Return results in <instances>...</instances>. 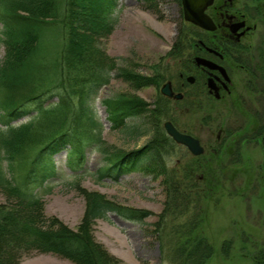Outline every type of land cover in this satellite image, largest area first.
Here are the masks:
<instances>
[{"label": "trees", "instance_id": "trees-1", "mask_svg": "<svg viewBox=\"0 0 264 264\" xmlns=\"http://www.w3.org/2000/svg\"><path fill=\"white\" fill-rule=\"evenodd\" d=\"M141 1L152 9L156 2ZM176 1L182 7L181 0ZM117 5L118 0H0V42L5 47L0 65V121L6 123V129L0 128V195L4 197L0 202V264H19L22 252L53 254L74 264H119L96 241L95 222L107 220L112 212L142 223L151 214L82 188L81 182L74 179L66 180V185L86 201L77 231L45 215L44 197L53 189L48 180L59 176L54 156L66 151L68 168L77 171L88 149H98L101 133L94 102L113 74L116 72V79L135 90L150 86L159 93L167 80L159 66L152 67L153 75L119 68L114 58L98 48L99 37L112 32L111 16ZM56 29L61 32L60 49L56 47L59 52L56 50L52 56L45 41ZM188 30L191 36L197 33ZM185 42L182 36L172 48L174 60L188 56L182 45ZM193 42L191 39L190 44ZM159 95L154 109H148L149 104L136 96L104 101L113 131L125 130L130 117L148 114L145 116L155 133L147 145L129 153L102 149L109 165L100 170V179L111 177L117 182L121 176L140 169L153 170L157 176L169 173L166 155L181 148L164 128L163 117L171 101ZM27 117L26 123L11 124ZM192 158L195 165L204 166L202 157ZM179 164L184 174L174 169L172 179H166L168 199L160 217L162 225L188 212L193 200L202 196L192 181L194 165ZM189 225L180 226L182 241L173 264H206L214 255V246L195 234L198 225L190 237L183 234Z\"/></svg>", "mask_w": 264, "mask_h": 264}, {"label": "rangeland", "instance_id": "rangeland-1", "mask_svg": "<svg viewBox=\"0 0 264 264\" xmlns=\"http://www.w3.org/2000/svg\"><path fill=\"white\" fill-rule=\"evenodd\" d=\"M155 1L152 9L141 0H118L111 16L112 32L99 37L97 46L114 58L119 68L153 75L152 67L159 66L167 78L164 84L171 80L176 89H180V73L187 77L191 72L182 69L185 65L174 60L170 53L183 36L185 53L191 57V32L183 23L182 9L176 0ZM245 1L248 2H240L241 9L250 6L247 11L253 21L258 15L257 8L260 10L257 31L246 41L252 45L253 66L257 67L254 76L239 73L231 95L221 101L202 97L203 100L169 102V111L163 117L164 123L177 124L200 140L205 148L204 166L195 165L187 151L177 149L166 155L167 175L157 176L153 170L140 169L121 176L117 182L111 177L99 178L100 170L109 165L102 149L129 153L147 145L155 133L148 114L130 117L123 131L111 129L105 100L136 96L149 104L148 109H154L160 99L157 88L135 90L116 79L115 72L110 84L100 90L94 102L101 133L96 143L98 149H94L95 146L88 149L85 162L77 171L68 168L66 151L53 158L59 176L48 180L53 188L52 193L44 197L48 218L56 217L77 231L85 214L86 201L78 191L66 185V180L76 179L82 188L100 192L120 205L151 213L142 223L125 220L112 212L107 220L95 222L96 241L119 264H173L182 241L180 226L185 223L191 226L183 234L190 237L192 229L198 225L195 234L214 246V255L206 264H264V22H261L264 0ZM47 39L45 45L46 42L50 45L48 50L53 56L55 48L60 49V29ZM188 56L183 57V62ZM4 57L5 47L0 42V65ZM184 89L193 96L198 92L188 83ZM32 109L35 113V107ZM28 121L29 117L11 124ZM0 128L6 129V123L0 121ZM179 163L194 165L192 181L198 185L202 196L193 200L188 212L177 214L162 225L160 217L168 199L166 179H172L174 169L184 174ZM69 176L76 177L69 179ZM3 199L0 195V202H4ZM19 264L74 263L53 254L22 252Z\"/></svg>", "mask_w": 264, "mask_h": 264}, {"label": "flooded vegetation", "instance_id": "flooded-vegetation-1", "mask_svg": "<svg viewBox=\"0 0 264 264\" xmlns=\"http://www.w3.org/2000/svg\"><path fill=\"white\" fill-rule=\"evenodd\" d=\"M241 1L214 0L212 6L206 10V14L216 26L214 31H208L187 22L184 18L183 7H180L182 9L183 23L189 29L197 31L196 35L191 38L194 39V42L190 45L193 55L189 56V61L183 62L182 59L179 60L180 64L185 65L182 69L191 72V75L185 77L183 72L180 73V89H176L174 81H168L171 84L173 97H168L161 93L162 85L160 93L164 98L175 103H181L185 100H203L204 98L202 97H205L208 101L211 99L221 101L226 95H231L232 89L236 85L235 78L239 73H247L250 76H254L257 67L253 66L252 45L246 41L257 31L260 10L257 8L258 15L256 20L253 21L247 11V9L250 10V6L246 7L247 9H241ZM243 1L245 3L248 2ZM261 16L263 17V21H261L263 23L264 11L261 12ZM198 58L210 62L211 65L199 64ZM189 78H192L193 81H189ZM185 82L198 89L196 95L187 94L184 89L186 86ZM178 94L182 95L180 99L175 97ZM174 126L180 132L190 134L185 130H181L177 124H174ZM192 136L194 135L192 134ZM179 146L187 151L191 157L194 156L185 146Z\"/></svg>", "mask_w": 264, "mask_h": 264}, {"label": "water", "instance_id": "water-1", "mask_svg": "<svg viewBox=\"0 0 264 264\" xmlns=\"http://www.w3.org/2000/svg\"><path fill=\"white\" fill-rule=\"evenodd\" d=\"M181 2L184 11V18L187 22L208 31H214L216 29L214 22L206 14V10L212 6L214 0H181ZM197 60L199 64L211 65L210 62L204 59L198 58ZM189 81H193V79L189 78ZM161 93L168 97L174 96L169 82L162 87ZM175 97L180 99L182 95L178 94ZM164 127L168 136H170L177 144L185 146L192 155L201 156L205 153V148L202 146L199 139L192 135L180 132L170 121H167Z\"/></svg>", "mask_w": 264, "mask_h": 264}]
</instances>
